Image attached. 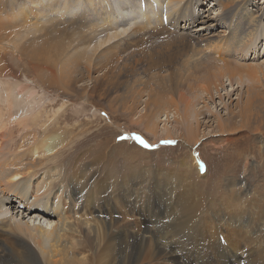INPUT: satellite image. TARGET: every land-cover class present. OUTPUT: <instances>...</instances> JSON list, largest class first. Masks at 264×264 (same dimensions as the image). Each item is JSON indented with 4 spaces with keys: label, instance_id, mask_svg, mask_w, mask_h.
Listing matches in <instances>:
<instances>
[{
    "label": "bare ground",
    "instance_id": "1",
    "mask_svg": "<svg viewBox=\"0 0 264 264\" xmlns=\"http://www.w3.org/2000/svg\"><path fill=\"white\" fill-rule=\"evenodd\" d=\"M2 1L0 0V34L5 29L15 35L21 32L19 37L22 41L25 40L26 27L36 30V27L40 26L44 29L55 26L59 29L63 28L65 35L67 28L79 29V31L89 28L92 30L91 33L98 32L99 29L104 30L102 31V33L105 32L104 39L98 43H95L94 35L79 36V40L85 42L95 41V49L103 44L107 46L105 53L95 55L92 64H89L86 69V74L89 77L96 76L106 80L107 87L110 88L109 95L113 92L116 94L115 102L113 103V100L111 102L123 116L133 117L135 108L142 98H144V107L153 106L155 111L172 106L174 111L172 121L177 124L171 130L174 133L164 130L166 136L163 135L164 133H160L159 136L157 133L154 135L150 133L152 136H157L158 139L168 136L171 140L181 137L196 143L200 139L196 133L199 131L197 128L209 121L208 118L205 120L206 116L215 118L216 130L213 128L211 131H215L225 140L233 138V133L240 131L264 132V90L260 88L261 78L264 77V66L258 63H245L241 59L248 47L255 50L249 46L250 42L260 39L264 43V26L259 24L263 13L258 15L254 12L252 0H205L206 4L211 1V4L217 6L218 19L226 27V30L220 33L216 32L217 24L208 23L210 17L209 14L206 15L208 7H204L206 6L204 0H115L113 3V0H100L106 3V6L100 9L97 5L100 3L99 0H23L24 3L17 9H15L16 0H10L8 5L10 9L7 11L5 1L4 5ZM92 1L94 2L90 4L89 2ZM161 2H166L167 10L154 20L150 12L158 10ZM78 6L81 7L77 9ZM144 7L147 13L141 21H137L136 17L132 18L136 8ZM53 9L61 12L57 19L52 16L53 14H48ZM212 10L216 11L215 8ZM54 21H57V25ZM198 23L200 27H195ZM46 26L48 27L45 28ZM127 28L130 30L126 32ZM201 28L206 32L202 33ZM44 37V43L52 41L48 39L47 33ZM262 47L264 48V44ZM7 48L4 44L0 46V61H3L8 54L4 51ZM84 50L86 49H83L81 56L85 58L94 56ZM17 52L22 55L26 51L20 48ZM34 52V49L30 51V56H38ZM70 58L75 61L77 59L76 56ZM100 60L101 68L97 65ZM51 64L55 66L53 62ZM6 65L5 63L4 70L0 69V79H3L5 75L14 76L9 73L11 66L6 69L8 67ZM63 74L69 80L71 79L69 77L76 78L68 67H64ZM227 79L230 84L233 80L241 85L243 82L246 84H243L242 93L236 94L234 103L230 105L223 103L226 110L224 116L212 113L208 106L205 109L195 107L203 99L216 102L215 97L219 99L230 96L227 89L223 94L218 91V86ZM43 82L41 80V83ZM49 82L46 83L49 84ZM2 86L3 82L0 81V100L13 99L14 102L10 101L11 104L0 102V208L16 201L30 212L42 211L54 216L56 222L49 229H37L14 224L5 218L0 220V264H138L141 257L143 260L148 259L153 253L182 261L180 264H210L216 261L214 258V251H218V247H215L216 243L211 247L203 244L202 242L207 240L206 233L202 232L203 226L202 229L200 226L195 228V224L199 223L198 220L203 219H185L184 206L180 202L181 195L177 192L181 185L173 186L171 178L168 182L169 186L166 187V190H169L170 219L168 218L165 222L164 219L162 220L164 223L160 224L162 238L154 234L148 226L133 233L130 227L121 228L106 219L103 221L99 215L104 209L95 205L94 211L98 214L102 233L99 226L95 225L96 237L93 239L89 231L79 224L77 207L87 203L88 200L96 199L97 193L94 191L98 188L90 186L89 189L85 187L86 189L81 190L73 187L69 179L62 178L63 171L57 172L51 168H47L43 180H35L36 174L45 168L43 166L45 163L33 156L34 150L41 152L50 150L56 134L49 133L38 139L35 130L27 131L35 125L28 121L29 119L34 121L35 115L17 116L14 105H20V102L15 101L16 99H25V101L31 99L32 91L26 92L27 90L19 85L17 89L11 88L10 85L9 89ZM235 86L238 87V85ZM189 93H195L194 101L187 96ZM150 112L146 117L150 119L153 128H156L157 124L153 120L156 112L152 110ZM179 115L180 119L177 118ZM129 121L133 122L131 119ZM234 121H238V128L235 127L236 125L233 126ZM38 127L39 124H36L34 129L39 130L40 127ZM179 130L181 132H176ZM16 131L23 133L19 139L21 145L17 149L15 147L19 143L16 144L15 138L18 135L15 134ZM192 163L197 173L203 170L201 162L196 160ZM126 188H131V185ZM124 191L125 189L122 190ZM128 196L131 197L129 193ZM41 200H44L43 207L40 204ZM231 220L238 222L232 218ZM105 236L108 240L105 239L102 242L104 246L95 247L94 242ZM146 238L152 240V251L143 252ZM184 238L192 247V249L187 248L189 249L187 253L177 249V246L182 248L181 245L187 242ZM254 242L256 243L257 240ZM261 243L264 248V240ZM35 246L40 251H37ZM214 247L216 249L212 251ZM201 249H204L205 253L207 250L212 253V259H208V254L203 253ZM179 253L187 255L185 259L187 262ZM235 256L240 255L236 253ZM256 263L264 264V257ZM218 264L223 263L218 260Z\"/></svg>",
    "mask_w": 264,
    "mask_h": 264
},
{
    "label": "rangeland",
    "instance_id": "2",
    "mask_svg": "<svg viewBox=\"0 0 264 264\" xmlns=\"http://www.w3.org/2000/svg\"><path fill=\"white\" fill-rule=\"evenodd\" d=\"M4 1L7 11L10 9L8 6L10 0H3L2 5H4ZM252 1L254 12L258 15L263 13L259 24L264 26V0ZM93 2L89 3L92 4ZM210 2L208 1L206 4L205 1L204 3L206 5L204 7H208L206 12V15L209 14L210 17L208 23L217 24L216 32H223L226 27L218 19L217 6ZM23 3V0H16L15 9ZM161 3L158 10L150 12L151 17L155 18L154 20L167 10L166 2ZM97 5L100 9L106 6V3L101 1ZM81 6H78L77 9ZM145 8H136L132 18L136 17L137 21H141L144 14L147 13ZM214 8L216 11L212 10ZM59 13L61 12L58 9L48 12L49 15L53 14L52 16L55 18L59 16ZM44 19L47 20L48 18ZM54 23L56 24L57 21ZM42 27H36L38 30L26 27L25 30L27 31L24 32L25 40L23 41L19 37L21 32L15 35L7 29L3 30V28L0 34V46L4 44L8 47L4 50L8 54L3 61H0V69L4 70L6 63V67L8 66L6 69L11 66L9 73L14 75H5L3 79H0L3 82L2 87L6 89L10 85L11 88L17 89L19 85L25 88L26 92L32 91L31 99L26 101L25 99L15 100L21 105H14L17 109V116H21V114L35 115V122L31 119L28 121L30 124H39L40 128L38 127L39 130H36L34 129L35 125H32V128L27 131L35 130L38 139L49 133L56 134L50 150L44 152L34 150L33 156L45 163L43 165L45 168L36 174L35 180H43L47 168H51L57 172L63 171L62 178L69 179V183L73 187L81 190L91 187L98 188L94 191L97 193L95 201L88 200L87 203L77 207L79 224L89 231L88 233L95 239V225L99 226L100 233H102L98 214L94 211L95 205L104 209L103 213L99 215L103 221L106 219L121 228L128 229L130 227V231L133 233H137L139 230H143L144 226H148L154 234L162 238L160 224L168 218L170 219L168 213V208H170L168 204L169 190L167 191L166 187L169 186L168 182L171 178L170 181H173V186L181 185L177 192L178 195H181L180 202L184 206L185 213L183 215L185 219H203L198 220L199 223L195 224V228L200 226L202 229L203 226V229L207 230L202 229L203 234L206 233L207 235H205L207 240L202 243L208 247L216 243L215 247H218V251L215 250V247L212 248V251L215 250L214 258L216 261L210 264H218V260L223 264H257L256 262L264 257L263 243H261L264 240V132L240 131L233 133V138L225 140L215 131H211L213 128L216 130L215 118L206 116L205 120L208 118L209 121L197 128L199 131L197 129V132L195 131L200 138L196 143L181 137L173 138V140L168 136V138L158 139L157 136L160 133H164L163 135L166 136L164 130L174 133L171 130L177 126L172 121L174 114L172 106L155 111L153 106L151 108L144 107V98H142L135 108L133 117L123 116L113 105L116 94L113 92L109 95L110 88L107 87L106 80L96 76L89 77L86 74V69L89 64H92L95 55L106 52L107 46L105 44L97 49L94 45L95 41L98 43L104 39L105 32L102 33L104 30L99 29L93 34L89 28L80 29L81 31L67 28L65 35L63 28L46 26L45 28L48 27L47 30ZM195 27H200V23L196 24ZM129 28L126 32L130 30ZM201 32L206 31L201 28ZM46 33L49 36L48 39L52 40L51 42L44 43ZM81 34L89 37L94 35L95 41L89 43V41L79 40ZM263 44L260 39L250 42L249 46L255 50L248 47L241 56L242 62L258 63L264 66ZM20 48L26 51L22 55L17 52ZM33 49L38 56H30V51ZM83 49L87 50L84 52L94 56L91 58L81 56ZM72 56L77 57L76 61L70 58ZM48 61L53 62L55 66L53 67ZM97 65L101 68V60ZM64 67L73 71L76 78L69 77L70 80L66 79L63 74ZM54 71L55 74H53ZM80 76L82 77L80 78ZM41 80L44 82L41 83ZM51 80L52 82H49ZM229 82L228 79L224 80L218 86V91L223 94L224 90L227 89L230 96H223L219 99L215 97L216 102L203 99L195 107L205 109L208 106L212 113L224 116L226 110L223 103L229 105L234 103L236 94H241L246 84L243 82L241 85L235 80L232 84ZM260 88L264 90V77L261 78ZM214 92H216L215 89ZM194 94L186 95L194 101L196 99L193 97ZM214 95L217 96L216 93ZM10 101L14 102L13 99L0 100V102L8 103ZM150 109L152 112H156L153 117L155 124H157L156 128H153L150 119L146 117L151 113ZM180 111L182 112V107ZM180 117V115L177 116L179 119ZM129 119L133 122H130ZM47 126L49 127L47 128ZM233 126L238 128V121H234ZM17 128L20 130V127L17 126ZM152 129L154 130L149 132ZM150 133H153L152 135L157 133V136H152ZM15 134L19 135L15 138L16 144L19 143L15 147L17 149L21 145L19 139L23 133L16 131ZM136 136L141 137L148 146L145 147L140 144L135 139ZM196 160L201 162L203 167L202 171L197 170L198 173L195 171L194 163H192ZM77 185H81V187ZM128 185H131V188H126ZM123 189H125L124 192H122ZM128 190L129 192H126ZM128 193L131 197L128 196ZM40 204L43 207L44 200H41ZM230 217L238 222H234ZM4 218L11 220L14 224L27 225L37 229H49L56 222L54 216L47 215L42 211L30 212L16 201L0 208V220ZM85 220H87V224ZM105 239L106 236L100 237L94 242L95 247L104 246L102 242ZM255 240H257L256 243ZM151 245L152 240L146 238L143 252L152 251ZM189 245L191 246L187 241L181 245L182 248L177 246V249L187 253L188 247L192 249ZM35 248L40 251L36 246ZM201 251L205 253L204 249ZM262 252L263 254H258ZM206 253L208 259L211 260L213 254L209 253L208 250ZM236 253L240 256L236 257ZM180 255L187 262L185 260L187 255ZM151 257H153L152 260ZM151 257L144 260L141 257L138 264H180L182 262L156 253H153Z\"/></svg>",
    "mask_w": 264,
    "mask_h": 264
},
{
    "label": "snow or ice",
    "instance_id": "3",
    "mask_svg": "<svg viewBox=\"0 0 264 264\" xmlns=\"http://www.w3.org/2000/svg\"><path fill=\"white\" fill-rule=\"evenodd\" d=\"M135 139H136L137 141H139V143L142 144V145H144L145 147L148 146V145L146 144V142H145L141 137L136 136ZM169 143H171V142H169Z\"/></svg>",
    "mask_w": 264,
    "mask_h": 264
}]
</instances>
